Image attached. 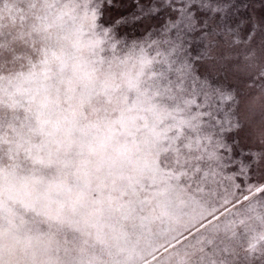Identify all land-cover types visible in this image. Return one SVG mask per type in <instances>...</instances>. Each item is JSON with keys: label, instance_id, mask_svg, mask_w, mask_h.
Masks as SVG:
<instances>
[{"label": "snow or ice", "instance_id": "1", "mask_svg": "<svg viewBox=\"0 0 264 264\" xmlns=\"http://www.w3.org/2000/svg\"><path fill=\"white\" fill-rule=\"evenodd\" d=\"M0 264H264V0H0Z\"/></svg>", "mask_w": 264, "mask_h": 264}]
</instances>
